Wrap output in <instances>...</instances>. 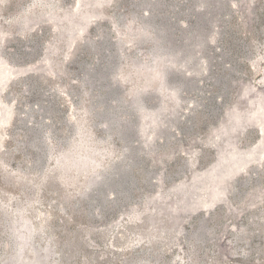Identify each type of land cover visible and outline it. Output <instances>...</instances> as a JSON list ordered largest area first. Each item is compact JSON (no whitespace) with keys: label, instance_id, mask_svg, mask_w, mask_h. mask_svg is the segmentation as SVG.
Instances as JSON below:
<instances>
[{"label":"rangeland","instance_id":"1","mask_svg":"<svg viewBox=\"0 0 264 264\" xmlns=\"http://www.w3.org/2000/svg\"><path fill=\"white\" fill-rule=\"evenodd\" d=\"M0 264H264V0H0Z\"/></svg>","mask_w":264,"mask_h":264}]
</instances>
